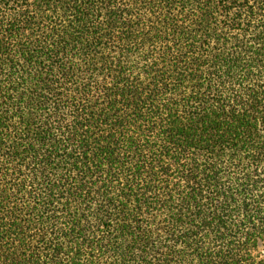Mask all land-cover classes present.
<instances>
[{
  "label": "trees",
  "instance_id": "obj_1",
  "mask_svg": "<svg viewBox=\"0 0 264 264\" xmlns=\"http://www.w3.org/2000/svg\"><path fill=\"white\" fill-rule=\"evenodd\" d=\"M0 264H264V0H0Z\"/></svg>",
  "mask_w": 264,
  "mask_h": 264
}]
</instances>
